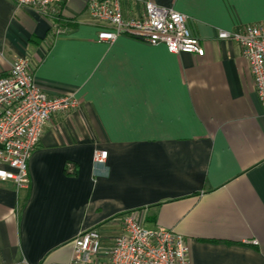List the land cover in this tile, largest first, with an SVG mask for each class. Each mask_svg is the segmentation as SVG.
<instances>
[{
    "label": "crops",
    "instance_id": "obj_1",
    "mask_svg": "<svg viewBox=\"0 0 264 264\" xmlns=\"http://www.w3.org/2000/svg\"><path fill=\"white\" fill-rule=\"evenodd\" d=\"M145 2L184 14L204 54L98 42L87 0L60 2L58 32L0 0V75L26 58L48 96L79 103L44 126L26 187L0 180V264H67L85 230L107 249L128 213L182 235L190 264H264V109L238 43L218 38L264 24V0H120L124 18Z\"/></svg>",
    "mask_w": 264,
    "mask_h": 264
},
{
    "label": "built area",
    "instance_id": "obj_2",
    "mask_svg": "<svg viewBox=\"0 0 264 264\" xmlns=\"http://www.w3.org/2000/svg\"><path fill=\"white\" fill-rule=\"evenodd\" d=\"M15 1L49 19L54 31L63 29L66 20L59 8L62 0ZM87 10L94 21L107 26L98 32V42L112 43L119 36H127L149 45L163 44L171 53L204 54L200 41L187 28L186 16L172 8L145 2L141 16L131 19L124 18L120 0H87ZM218 38L238 43L264 109V24L219 31ZM78 105L72 94L48 96L36 83L28 60H13L7 72L0 75V180H12L16 189L26 187L27 162L44 126L53 113L76 109ZM106 157L107 151H94V162L103 163ZM67 264H190V260L182 235L161 226L144 228L136 213H128L121 233L107 249L102 248L95 230L79 232L73 239Z\"/></svg>",
    "mask_w": 264,
    "mask_h": 264
}]
</instances>
